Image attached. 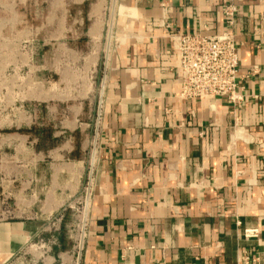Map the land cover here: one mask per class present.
Wrapping results in <instances>:
<instances>
[{"label":"crops","instance_id":"obj_1","mask_svg":"<svg viewBox=\"0 0 264 264\" xmlns=\"http://www.w3.org/2000/svg\"><path fill=\"white\" fill-rule=\"evenodd\" d=\"M223 32L243 101L180 99ZM0 106V264H264V0H0Z\"/></svg>","mask_w":264,"mask_h":264},{"label":"built area","instance_id":"obj_2","mask_svg":"<svg viewBox=\"0 0 264 264\" xmlns=\"http://www.w3.org/2000/svg\"><path fill=\"white\" fill-rule=\"evenodd\" d=\"M222 12L228 25H232L235 9L229 6L223 8ZM169 39L177 56L180 99L187 101L201 98L217 99L224 100L231 106L243 101L240 94L242 79L239 75L237 46L232 33L223 32L217 35L174 33ZM79 201L84 205L83 199ZM70 209L72 211L73 206ZM61 220L62 216H59L58 221ZM243 236L254 238L257 231L245 230Z\"/></svg>","mask_w":264,"mask_h":264},{"label":"rangeland","instance_id":"obj_3","mask_svg":"<svg viewBox=\"0 0 264 264\" xmlns=\"http://www.w3.org/2000/svg\"><path fill=\"white\" fill-rule=\"evenodd\" d=\"M8 94V93H7ZM3 102V100H2ZM11 107L5 106L2 107L0 106V132H6V131H11L14 130L16 128V126L13 123L10 122H3V118H6V114L9 113V109ZM12 109V108H11ZM82 207H83V203L81 201H79V203L77 205H73V210L70 211V219L67 222V224L70 225L69 230H67V234L65 231H63V235L62 238L66 239L68 237V239L70 238V241L68 239L67 242L70 245V247H72V250L74 253H77L78 250V244H77V236L79 235L78 230H79V225H80V216L82 213ZM80 213V215H79ZM50 237V236H49ZM47 237V239L49 240V242L51 243H55V237L53 236L52 238ZM47 240V241H48ZM45 241V240H44ZM46 242V241H45Z\"/></svg>","mask_w":264,"mask_h":264},{"label":"bare ground","instance_id":"obj_4","mask_svg":"<svg viewBox=\"0 0 264 264\" xmlns=\"http://www.w3.org/2000/svg\"><path fill=\"white\" fill-rule=\"evenodd\" d=\"M83 211V210H82ZM81 234H82V236H81V241H80V246H79V250L81 249V247H82V239H83V231L81 232ZM80 237V236H79ZM80 239V238H79ZM79 250H78V252H79Z\"/></svg>","mask_w":264,"mask_h":264}]
</instances>
